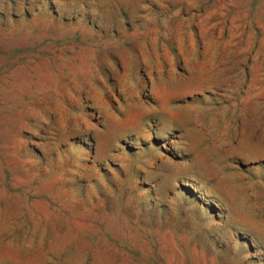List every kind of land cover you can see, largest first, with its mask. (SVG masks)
<instances>
[{
    "label": "rangeland",
    "instance_id": "obj_1",
    "mask_svg": "<svg viewBox=\"0 0 264 264\" xmlns=\"http://www.w3.org/2000/svg\"><path fill=\"white\" fill-rule=\"evenodd\" d=\"M0 264H264V0H0Z\"/></svg>",
    "mask_w": 264,
    "mask_h": 264
}]
</instances>
